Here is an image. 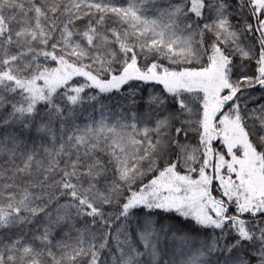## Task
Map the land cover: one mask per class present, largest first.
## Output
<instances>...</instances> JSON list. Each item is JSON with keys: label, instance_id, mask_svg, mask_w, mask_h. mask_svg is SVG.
Returning <instances> with one entry per match:
<instances>
[{"label": "snow or ice", "instance_id": "snow-or-ice-1", "mask_svg": "<svg viewBox=\"0 0 264 264\" xmlns=\"http://www.w3.org/2000/svg\"><path fill=\"white\" fill-rule=\"evenodd\" d=\"M0 264H264V0H0Z\"/></svg>", "mask_w": 264, "mask_h": 264}]
</instances>
